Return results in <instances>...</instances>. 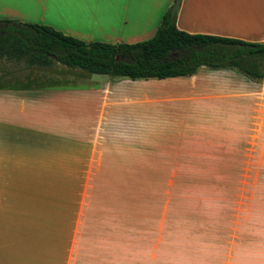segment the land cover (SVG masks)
Wrapping results in <instances>:
<instances>
[{"label": "crops", "instance_id": "obj_1", "mask_svg": "<svg viewBox=\"0 0 264 264\" xmlns=\"http://www.w3.org/2000/svg\"><path fill=\"white\" fill-rule=\"evenodd\" d=\"M175 1L0 0V21L47 25L86 42L136 44L155 36ZM177 27L264 44V0H180ZM254 113L263 123L264 81L236 70L201 67L193 76L130 80L61 64L0 69V124L52 137L51 150L57 144L62 151L50 154L61 161L55 166L210 165L204 161L223 157L237 135H251ZM49 179L0 175V264L91 262L80 253L91 227L83 221L91 213V178L81 177L78 192L36 185ZM259 182L263 196L264 174ZM259 232L198 239L189 259L264 264L263 223ZM124 262V255L116 256L115 264Z\"/></svg>", "mask_w": 264, "mask_h": 264}, {"label": "rangeland", "instance_id": "obj_2", "mask_svg": "<svg viewBox=\"0 0 264 264\" xmlns=\"http://www.w3.org/2000/svg\"><path fill=\"white\" fill-rule=\"evenodd\" d=\"M9 67L28 68L0 65ZM5 124H0V175L45 176L50 182L36 184L39 189L77 192L84 183L81 177L91 178V213L83 218L91 227L84 230L80 252L89 257L88 264H115L119 255H124V264H195L189 257L196 255L198 239L259 237L264 224L259 182L264 174V121L260 123L258 114H253L250 136L237 135L220 153L223 157L201 166H55L61 161L50 154L62 151L57 144L51 150L52 137L46 140L27 128L17 132ZM73 176L75 181H68ZM245 225L251 230L245 231Z\"/></svg>", "mask_w": 264, "mask_h": 264}, {"label": "trees", "instance_id": "obj_3", "mask_svg": "<svg viewBox=\"0 0 264 264\" xmlns=\"http://www.w3.org/2000/svg\"><path fill=\"white\" fill-rule=\"evenodd\" d=\"M180 0L164 14L154 37L136 44L86 42L47 25L0 21V65L57 64L114 79L193 76L201 67L236 70L264 81V44L190 34L177 27Z\"/></svg>", "mask_w": 264, "mask_h": 264}]
</instances>
